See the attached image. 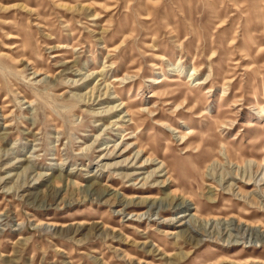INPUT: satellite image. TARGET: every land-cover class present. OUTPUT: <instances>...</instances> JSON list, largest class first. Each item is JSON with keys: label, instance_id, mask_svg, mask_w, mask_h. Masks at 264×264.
I'll return each mask as SVG.
<instances>
[{"label": "rangeland", "instance_id": "1", "mask_svg": "<svg viewBox=\"0 0 264 264\" xmlns=\"http://www.w3.org/2000/svg\"><path fill=\"white\" fill-rule=\"evenodd\" d=\"M262 172L264 0H0V264H264Z\"/></svg>", "mask_w": 264, "mask_h": 264}, {"label": "bare ground", "instance_id": "2", "mask_svg": "<svg viewBox=\"0 0 264 264\" xmlns=\"http://www.w3.org/2000/svg\"><path fill=\"white\" fill-rule=\"evenodd\" d=\"M137 155V157H138V155H139V153H137L136 154ZM138 159V158H137ZM148 160H146V163L145 164H143L140 168H142V167H144V166H147V164H148V162H147ZM152 163H153V160H150V162H149V164H148V166H151L152 165ZM117 165V163H115V164H113V165H111V166H113V167H115ZM162 165V164H161ZM111 166H109V165H100V168H110ZM152 166H157V168L155 169V170H153L152 172H153V174H158V173H161V172H164L163 171V165L162 166H158V165H152ZM263 173V172H262ZM169 173L167 172L166 173V175H168ZM122 175V178L123 179H128V178H130V176H131V174H121ZM230 180H232V182H234V181H237L234 185H236L237 183L239 184H241V185H251V184H253V185H255V186H257V187H259L260 185H263L264 184V173H263V175H262V177L260 178V179H254V178H251V177H244V176H240V177H238V174H237V176H235V177H230L229 178ZM171 182V181H170ZM251 182H253V183H251ZM165 182H161V184H164ZM262 183V184H261ZM234 185H232L231 187H233L232 188V190H234ZM240 187V186H239ZM238 187V188H239ZM260 188V187H259ZM241 189V188H240ZM146 200H148V199H144L143 201H146ZM189 202H190V200H186V201H182V203L181 204H178L177 205V203H175V204H171V205H174L173 207H177V208H179V207H183V208H185V211H183L184 213L182 214V215H180V216H177L176 218H177V220L178 221H180V220H183V219H185L187 216L189 217L190 216V218L191 217H196L197 218V216H196V214L195 213H191V214H185L186 212H187V210L189 209ZM147 213L145 212L144 214H141V215H134V216H137L138 217V219H141L142 217L144 218V216L146 215ZM146 218V217H145ZM170 222H173V220L172 221H170ZM184 225L186 226V223H184ZM188 225V224H187ZM185 232V231H184ZM184 232L183 231H181V232H179L178 234V236H181V237H185L184 235ZM173 235H175V234H173ZM186 239H187V237H185Z\"/></svg>", "mask_w": 264, "mask_h": 264}]
</instances>
